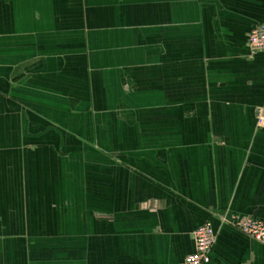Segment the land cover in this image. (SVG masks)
<instances>
[{
    "label": "crops",
    "instance_id": "1",
    "mask_svg": "<svg viewBox=\"0 0 264 264\" xmlns=\"http://www.w3.org/2000/svg\"><path fill=\"white\" fill-rule=\"evenodd\" d=\"M264 0H0V264H264Z\"/></svg>",
    "mask_w": 264,
    "mask_h": 264
},
{
    "label": "built area",
    "instance_id": "2",
    "mask_svg": "<svg viewBox=\"0 0 264 264\" xmlns=\"http://www.w3.org/2000/svg\"><path fill=\"white\" fill-rule=\"evenodd\" d=\"M247 45L252 55L264 52V23L255 25L247 36ZM263 125L264 120L258 119ZM235 227L241 234L252 241L264 245V221L257 217H234ZM216 240V233L211 222H206L193 233L194 250L183 264H210L211 249Z\"/></svg>",
    "mask_w": 264,
    "mask_h": 264
}]
</instances>
